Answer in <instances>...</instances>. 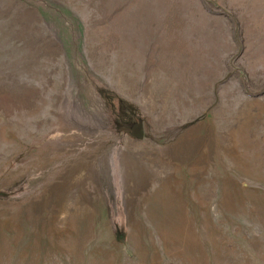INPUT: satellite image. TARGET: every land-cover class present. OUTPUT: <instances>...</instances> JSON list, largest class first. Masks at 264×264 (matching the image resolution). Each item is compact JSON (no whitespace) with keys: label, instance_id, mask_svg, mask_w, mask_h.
Returning a JSON list of instances; mask_svg holds the SVG:
<instances>
[{"label":"rangeland","instance_id":"obj_1","mask_svg":"<svg viewBox=\"0 0 264 264\" xmlns=\"http://www.w3.org/2000/svg\"><path fill=\"white\" fill-rule=\"evenodd\" d=\"M0 264H264V0H0Z\"/></svg>","mask_w":264,"mask_h":264},{"label":"trees","instance_id":"obj_2","mask_svg":"<svg viewBox=\"0 0 264 264\" xmlns=\"http://www.w3.org/2000/svg\"><path fill=\"white\" fill-rule=\"evenodd\" d=\"M102 99H104L109 110L108 114H110V121L113 123L116 131L128 128L134 123L137 114L130 104L107 90L102 91ZM115 231L116 239L120 242L123 241L124 230L116 228Z\"/></svg>","mask_w":264,"mask_h":264},{"label":"water","instance_id":"obj_3","mask_svg":"<svg viewBox=\"0 0 264 264\" xmlns=\"http://www.w3.org/2000/svg\"><path fill=\"white\" fill-rule=\"evenodd\" d=\"M130 134L137 138L144 137V127H143V121L141 118L132 124V126L130 127Z\"/></svg>","mask_w":264,"mask_h":264},{"label":"flooded vegetation","instance_id":"obj_4","mask_svg":"<svg viewBox=\"0 0 264 264\" xmlns=\"http://www.w3.org/2000/svg\"><path fill=\"white\" fill-rule=\"evenodd\" d=\"M131 126H132V125H131ZM131 126H130V127H131Z\"/></svg>","mask_w":264,"mask_h":264}]
</instances>
